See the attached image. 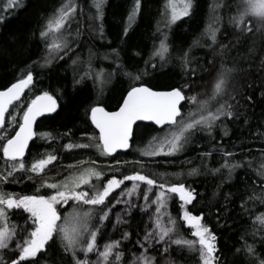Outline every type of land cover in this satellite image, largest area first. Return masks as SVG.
<instances>
[{
	"label": "snow or ice",
	"instance_id": "obj_1",
	"mask_svg": "<svg viewBox=\"0 0 264 264\" xmlns=\"http://www.w3.org/2000/svg\"><path fill=\"white\" fill-rule=\"evenodd\" d=\"M16 3L17 0H9L8 6L14 7ZM22 6L26 7V5ZM105 6L106 0H91V7L95 12L88 13V23L85 27L84 10L77 0H61L52 14L45 18L44 25L39 31L45 47V55L40 66L46 67L54 59L62 60L65 56H69L74 51L73 45H78L86 33L91 36H96L98 33L103 39L102 18ZM217 7L219 5H212L213 10ZM192 8L193 0H165L164 9L161 11V15L165 17L163 27L170 29L182 18L190 16ZM141 9L142 0H133L124 22L123 33L119 36L121 41L127 37L130 26L136 21ZM78 11L79 19H77ZM248 18L255 19V29L253 20ZM74 20L77 21L78 26L73 30L71 24ZM229 22L241 35H253L255 31L264 36V0H242V7ZM160 24L161 22L158 21L156 32L164 38L159 41L158 46L154 43L149 58L144 61L145 68H137L135 76L128 71L124 73L129 79L141 81L143 76L149 74L148 66L155 71L157 67L163 68L168 63L172 53L167 43V33L162 31ZM219 31L218 27L206 26L202 35L211 41L210 44L202 45L200 38H196L187 50L177 54L182 71L181 81L177 85L165 91H157L144 83L138 85L133 83L122 97L118 110L109 112L99 104L92 105L90 120L99 135L98 137L88 133L82 135L87 136L90 141H95V148L100 155L112 156L117 150H127L132 147L131 142L137 137L136 128L140 127L138 121L151 122L156 126L153 129L155 134L151 135L142 147L136 149L141 157L174 156L182 152L186 145L193 143V138L198 133L213 136L216 128H220L223 136H228L225 121L236 122L245 116V113L240 111L241 104L238 99L243 93L232 86L234 74L244 72L245 69L236 65L228 67L223 59L228 46L224 44L220 45L221 51L216 54L222 58L219 68H215L216 56L207 62L210 67L201 65L191 56L193 47L213 48L218 43ZM111 53L115 54L117 60L119 59L117 49H112ZM9 55H11V44L0 45V57ZM94 55L89 49V58L86 61L79 55L72 59L74 66L79 64L85 68L83 72L78 73L81 79L74 78V84H79L87 78L93 79L94 83L100 79V73L92 68L91 60ZM104 58L108 59L109 54H105ZM157 60L159 65L156 63ZM35 63L33 62V65ZM121 67L118 65L117 70ZM260 67L264 69V58ZM213 69L216 75L211 92L202 94L194 91L198 83L203 80L204 73L210 74ZM33 80V72L28 70L27 75L18 78L6 89L0 90V152L4 164V172L0 173V185L9 181L17 182L15 179L17 172L43 174L48 165L58 159L56 155L49 153L43 158L34 159L30 167L24 162L25 150L33 137H39L41 140L55 139L52 133L33 131L37 117L57 111V99L48 91H43L30 99L23 108L18 127L11 128L14 135L9 136L7 129L4 128L6 113H9L10 106L15 108L14 102L23 103L21 96L25 89L33 85ZM246 99L251 101L252 97L247 96ZM185 104L189 106L187 111H184ZM7 123L9 127L16 124V116L9 115ZM244 123H248L246 118ZM70 132L69 129V132L64 133L63 136H68ZM139 135L142 138L143 132ZM91 147H93L92 143L69 142L64 145L67 150ZM220 152L224 157V163L218 168L211 169V172L223 176L222 170L226 169V178L231 180L232 174L237 169L245 167V162H236L232 152L223 149H220ZM211 155V152L201 153L204 167H207V164L203 162V158ZM85 163L84 160L77 162L79 165ZM90 163L95 165L96 161ZM128 163V161H115L117 167L114 171L119 172L120 166ZM132 163L140 165V169L131 174H122L121 178H117L114 174L111 178H107L105 173L95 166L70 172L62 180L46 178L42 180L40 187L52 190L51 194L16 196L5 193L0 188V250H6L5 254H0V264H160L159 258H163V264H174L173 260L168 258L173 244L186 247L190 252H198L199 264H228L227 257L223 259L221 257L217 237L203 223V213L194 215L186 207L195 201V189L186 186L183 182L171 181L167 173H160L159 179L150 177L143 171L146 167L143 160ZM248 165L251 166V162H248ZM67 167L73 169L76 165ZM109 168L112 169V166L109 165ZM187 174L199 175V168H191ZM256 175L261 178L264 187V162L259 165ZM32 178L28 177V179ZM125 181H130L131 187L121 189ZM141 185L146 187L141 189ZM117 189H121L118 196L114 195ZM171 194H178L182 201L181 215L178 219L167 212ZM133 195H142L144 204H136L131 199H125ZM225 199H228V195ZM256 200L264 203V191L259 194L253 191V194L242 202V206L248 201ZM70 202L73 211L61 214L58 208ZM119 204H124L125 207L121 213H117L112 223L114 229L128 224L125 216L130 215L131 209L139 207L148 214L155 206V211L149 216L151 227L146 225L143 239L137 241L144 250L138 255L133 254V259L126 262L125 253L121 250V240L127 239L131 235L129 232L125 231L121 240H106L102 249L98 243L102 238L101 229L106 227L105 221L110 220V211ZM21 209L28 215L25 226L18 230L16 225H9L10 215L16 214L15 211L10 212V210ZM179 221H183L184 226L192 230L191 236L195 239H188L179 231ZM255 225H259L256 230L264 233V213L254 217V228ZM18 231L23 233V239H17ZM10 242L15 243L14 249H10ZM57 242H59V250L54 248ZM157 245L162 247L157 249ZM149 248L157 254L150 255ZM241 251L245 252L248 264H264V257L256 252L254 245L245 243L243 248L236 250V253ZM93 253L96 255L95 260L89 258V254Z\"/></svg>",
	"mask_w": 264,
	"mask_h": 264
},
{
	"label": "trees",
	"instance_id": "obj_2",
	"mask_svg": "<svg viewBox=\"0 0 264 264\" xmlns=\"http://www.w3.org/2000/svg\"><path fill=\"white\" fill-rule=\"evenodd\" d=\"M77 2L84 10L83 20L86 27L88 13H94L95 9L91 7V0H77ZM60 3L61 0H17L13 7L8 6L9 0H0V45L11 44V55L0 57V90L10 86L23 75H27L28 70L33 72L34 77L33 85L25 89L21 98L23 103H15L16 107H11L9 113H17L18 122L23 108L30 99L43 91L52 94L58 104L57 111L38 119L35 127L36 133H52L55 139L41 140L35 137L26 150L24 161L30 167L34 159L43 158L49 153L56 155L58 159L48 165L45 173L37 175L28 172V177L33 178L25 179L26 172H17L15 173L17 182L9 181L0 185V188L5 193L12 192L16 196H21L23 192L29 193L28 195L47 194L52 190L40 187L42 180L46 178L62 180L68 173L65 170L71 164L67 163L69 160H76L73 164L76 165L77 171L85 167L90 160L96 161L94 166L103 172L106 168L114 171L116 164L111 165L112 169L109 165L103 168L98 165L101 160L106 161V158L95 148V141H90L87 136L82 135L88 133L98 137L91 124L90 107L99 104L107 110L115 109L133 83L136 85L144 83L157 90L177 85L182 77L177 54L187 50L196 38H200L202 45L210 44L211 41L202 33L206 26L211 25L220 29L217 33L218 43L213 48L193 47L191 56L201 65L210 67L207 62L221 51L220 45L228 46L223 57L225 63L228 67L236 65L245 69L244 72L235 73L232 81V86L243 93L238 99L241 104L240 111L245 113V116L236 122L225 121L228 136H223L220 128L214 130L213 136L198 133L193 138V143L186 145L182 152L174 156L141 157L136 151L127 158L129 162L127 165L120 166L119 172L126 174L139 170L140 165L132 162L143 160L146 164L143 171L150 177L159 179L160 173H167L171 181L183 182L186 186L195 189L196 199L193 204L186 207L194 215L203 213V223L217 237L221 257L222 259L227 257L228 264H248L245 252L236 253V250L243 248L245 243L254 245L256 252L264 257V233L256 230L259 225H255L254 228V217L264 213V203L259 200L248 201L242 206V202L246 201L253 191L257 194L264 191L261 178L256 175L259 165L264 162V69L260 67L264 58V36L255 31L253 35H241L229 22L242 7V0H193L190 16L182 18L170 29L163 27L165 17L161 15V11L164 9L165 0H142V9L123 41L119 36L123 33L124 22L133 0H106L102 18L104 38L101 39L98 33L96 36L86 33L78 45H73L74 51L69 56H65L62 60L54 59L51 64L41 67L45 47L39 31L44 25L45 18L50 16ZM213 4L219 7L213 10ZM77 19H79V11ZM248 19L253 20L255 29V19ZM158 21L161 22L162 31L167 33V43L170 45L172 55L163 68L157 67L153 71L151 66H148L149 74L143 76L141 81H133L124 73L128 71L135 76L137 68H145L144 61L149 58L154 43L158 46L159 41L164 38L156 32ZM77 26V21L74 20L71 28L74 30ZM89 49L95 54L91 63L92 68L100 73V79L94 83L93 79L87 78L79 84H74V78L81 79L78 73L83 72L85 68L79 64L74 66L72 59L79 55L86 61L89 58ZM112 49L118 50V60L115 54L111 53ZM136 53L140 54L136 55ZM105 54H109L108 59L104 58ZM221 59L216 56L215 68H219ZM33 62H36L35 65ZM156 63L159 65L158 60ZM118 65L122 66L120 70H117ZM215 75V69L210 74L204 73L203 80L198 83L194 91L202 94L210 93ZM247 96L252 97L251 101L246 99ZM188 107L185 104L184 111H187ZM245 118L248 120L247 124L244 123ZM6 125L4 128L10 135L11 127ZM138 125L140 127L136 128L137 137L132 141L134 147L139 145L142 147L151 135L155 134L153 129L156 127L152 124ZM146 125L148 127H145ZM69 129L71 130L69 135L63 136L64 133L69 132ZM141 132H143L142 138L139 135ZM69 142L92 143L93 147L67 150L64 145ZM220 149L232 152L236 162H245V167L237 169L232 174L231 180L226 178V169L222 170L223 176L211 172V169L218 168L224 163ZM207 152H211L212 155L203 158V162L207 164V167H204L201 153ZM130 154L126 151L121 155ZM81 160L86 163L77 164ZM248 162H251V166ZM194 167L199 168V175L189 176L188 170ZM3 172L4 164L0 152V173ZM144 187L141 185V189ZM35 188L41 191L37 192ZM117 193L118 191L114 195ZM226 195H228L227 200ZM133 202L144 204L141 195H137ZM181 203L177 195H172L167 212L178 219L181 215ZM115 208L110 211V220L105 221L106 227L101 229L102 235L110 229ZM15 212V215H10L9 225H16L19 230L24 224H22L21 212ZM125 219L128 220V224L120 226L118 230L122 234L125 231L131 234L121 242V250L125 253L126 260L133 252L139 250L137 241L141 240L143 213L137 207L131 209L130 215ZM179 226V231L186 238L195 239L191 236L192 230L185 227L183 221H179ZM21 234L23 233L18 231L17 237ZM175 238L174 236L173 239ZM54 248L59 250V242ZM5 253L6 251L0 250V254ZM168 258L172 259L174 264H199L198 252H190L186 247L182 248L174 244L171 245Z\"/></svg>",
	"mask_w": 264,
	"mask_h": 264
},
{
	"label": "flooded vegetation",
	"instance_id": "obj_3",
	"mask_svg": "<svg viewBox=\"0 0 264 264\" xmlns=\"http://www.w3.org/2000/svg\"><path fill=\"white\" fill-rule=\"evenodd\" d=\"M9 115H15L16 116V118H17V116H18V114L17 113H9ZM8 115V116H9ZM51 115V114H50ZM22 116V115H21ZM38 121V120H37ZM37 121H36V123H35V125H34V128H33V131L34 132H36L35 131V127H36V125H37ZM5 124H7L6 125V127L7 126H9L8 125V123H7V118H6V121H5ZM18 126V122L16 123V124H13V125H11V128H16ZM14 133V131H12V133H11V135ZM10 135V136H11ZM35 139V137H33V140ZM32 141V140H31ZM30 141V142H31ZM132 143V142H131ZM134 146L132 145V147L130 148V149H128L127 151L128 152H130L131 154L128 156V155H126V156H122L121 154H124L125 152H116V153H114L112 156H104L105 158H106V161H102L101 160V163H98V165L101 167V168H103V167H105V166H107V165H113V164H115V161H121V162H123V160H125V161H128V159L127 158H129L131 155H134L135 154V152H136V149L138 148V147H140V145L139 146H136V147H134ZM97 160H99L100 161V159H97ZM76 161V160H75ZM75 161H73V160H69V161H67V163L69 162V163H71V164H69V165H75V164H73V163H75ZM90 161H93V160H90ZM90 161H88V164L87 165H85V167H89V166H94V165H91V163H90ZM25 162V164H26V166H28V163L26 162V161H24ZM32 164V163H31ZM97 166V165H96ZM66 168V167H65ZM73 171H77V167L76 168H73V169H67V170H65V172H68V173H66L65 175H64V177L66 176V175H69V173L70 172H73ZM104 173H105V176L107 177V178H111V176L114 174V175H116V177L117 178H121V175L122 174H124V173H122V172H115V171H113V170H109V169H104ZM28 172H26V175L24 176V178L25 179H27L28 178V174H27ZM127 174H131V173H126L125 175H127ZM128 182V184H130L129 182L130 181H125V184ZM125 184L124 185H121V189H123L124 187H125ZM145 187H146V185H144ZM35 189H38V188H35ZM120 189H117L116 190V192L117 191H119ZM41 190H39V192H40ZM115 192V193H116ZM9 193H11V194H13L12 192H9ZM29 193H27V192H23L22 193V195H28ZM47 194H51V191H49ZM178 199H179V196L177 197ZM180 200V199H179ZM72 204H71V202L68 204V205H64V206H62V207H59L58 208V211H60L61 212V214H63L64 213V211H69L70 210V206H71ZM13 211H20L21 212V219H22V224H24V226H25V220L27 219V213H23L22 212V209L21 210H13ZM71 211V210H70Z\"/></svg>",
	"mask_w": 264,
	"mask_h": 264
},
{
	"label": "rangeland",
	"instance_id": "obj_4",
	"mask_svg": "<svg viewBox=\"0 0 264 264\" xmlns=\"http://www.w3.org/2000/svg\"><path fill=\"white\" fill-rule=\"evenodd\" d=\"M95 183V180L93 181ZM130 184H125V187H131V182H129ZM121 189L118 191L117 193V196L119 195ZM172 195H177L178 197V194H171V198H172ZM142 196V195H141ZM137 197V195H133L132 197H125V199H131L132 201H134V199ZM170 198V199H171ZM170 199L168 200V202H170ZM144 201V200H143ZM168 206V205H167ZM125 207L124 204H119L116 206V211L113 213V218H112V223L115 221L116 219V215L117 213H121L122 209ZM70 210L71 211H64V213H71L73 211V206L71 205L70 207ZM155 211V206L152 207L151 211L148 213V214H145L143 211V220H144V224H143V229H142V233H141V240L143 239V236H144V231H145V226L147 225L148 227H151V224L149 222V216L151 215L152 212ZM168 211V209H167ZM126 217V216H125ZM112 223H111V226H110V229H108V232H105L103 235H102V238H100L98 240V243H99V246L100 248L102 249L103 248V244L106 242V240L108 239H111V240H121V237H122V233L118 230V228H113L112 226ZM11 226V225H10ZM17 239H23V234H21V236L17 237ZM123 240H121L122 242ZM10 249H14L15 248V243L14 242H10V245H9ZM145 247H147V245H145ZM162 245H157L156 248L159 249L161 248ZM144 249H142L139 245V250L138 251H135L133 252L130 256H128V258H126L125 262L128 261V260H132L133 259V254H136L138 255L141 251H143ZM1 251H6V250H1ZM149 251V254L150 255H156L157 253L155 251H153L151 248L148 249ZM81 258H83V254H81ZM89 258L92 259V260H95L96 259V255L93 253V254H89ZM160 259V264H163V258H159Z\"/></svg>",
	"mask_w": 264,
	"mask_h": 264
},
{
	"label": "water",
	"instance_id": "obj_5",
	"mask_svg": "<svg viewBox=\"0 0 264 264\" xmlns=\"http://www.w3.org/2000/svg\"><path fill=\"white\" fill-rule=\"evenodd\" d=\"M9 87V86H8ZM6 89V88H5ZM2 90H4V89H2ZM154 90H157V89H154ZM166 90H168V89H166ZM157 91H165V90H157ZM126 94V93H125ZM23 95V94H22ZM22 97V96H21ZM55 98V97H54ZM15 103V102H14ZM120 103H122V100H121V102ZM103 107V106H102ZM118 107H119V105L115 108V109H113V110H107L106 108H105V110L106 111H109V112H111V111H116V110H118ZM49 114H51V113H45L44 115H42V116H39V117H37V119H36V121L38 120V119H40L41 117H43V116H46V115H49ZM36 121L34 122V124H33V127H34V125H35V123H36ZM139 123H148V124H152L151 122H147V121H138L137 122V124H139ZM153 125V124H152ZM94 126V125H93ZM153 126H155V125H153ZM156 127V126H155ZM95 128V127H94ZM96 130V129H95ZM96 132L98 133V135H99V132H98V130H96ZM15 134V133H14ZM13 134V135H14ZM29 143H30V141H29ZM128 150V149H127ZM127 150H117V152H126ZM25 153H26V150H25Z\"/></svg>",
	"mask_w": 264,
	"mask_h": 264
},
{
	"label": "bare ground",
	"instance_id": "obj_6",
	"mask_svg": "<svg viewBox=\"0 0 264 264\" xmlns=\"http://www.w3.org/2000/svg\"><path fill=\"white\" fill-rule=\"evenodd\" d=\"M163 90H166V89H163Z\"/></svg>",
	"mask_w": 264,
	"mask_h": 264
}]
</instances>
